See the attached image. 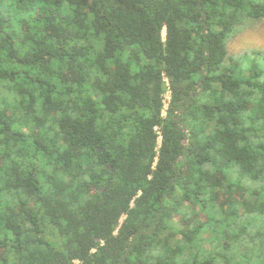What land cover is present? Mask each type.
<instances>
[{"label": "trees", "instance_id": "1", "mask_svg": "<svg viewBox=\"0 0 264 264\" xmlns=\"http://www.w3.org/2000/svg\"><path fill=\"white\" fill-rule=\"evenodd\" d=\"M248 20L264 0H0V264H264Z\"/></svg>", "mask_w": 264, "mask_h": 264}, {"label": "rangeland", "instance_id": "2", "mask_svg": "<svg viewBox=\"0 0 264 264\" xmlns=\"http://www.w3.org/2000/svg\"><path fill=\"white\" fill-rule=\"evenodd\" d=\"M166 33H163L165 37ZM254 51L264 54V20L245 22L240 32L230 39L228 44L229 56L241 59L243 56H252ZM248 60L245 58V61ZM166 90L168 89L165 84Z\"/></svg>", "mask_w": 264, "mask_h": 264}, {"label": "built area", "instance_id": "3", "mask_svg": "<svg viewBox=\"0 0 264 264\" xmlns=\"http://www.w3.org/2000/svg\"><path fill=\"white\" fill-rule=\"evenodd\" d=\"M166 85L168 87V89L166 90L165 94H164V100H163V104H164V108L162 111V116L165 117L167 114V110L169 108L170 105V101H171V90H170V85L169 82L167 80H165ZM154 131L157 133L158 135V145H161V141H162V135H161V131L159 127H155Z\"/></svg>", "mask_w": 264, "mask_h": 264}]
</instances>
